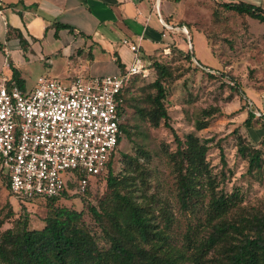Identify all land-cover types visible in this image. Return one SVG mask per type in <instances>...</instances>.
<instances>
[{
  "label": "rangeland",
  "instance_id": "1",
  "mask_svg": "<svg viewBox=\"0 0 264 264\" xmlns=\"http://www.w3.org/2000/svg\"><path fill=\"white\" fill-rule=\"evenodd\" d=\"M220 1L184 0L181 15L171 23L172 34L179 38L181 47L173 40L167 42L165 50L145 59L144 73L128 79L121 113L127 132H122L110 161L111 172L121 173L125 166L121 153L138 156L143 169L138 167L132 173L137 199L147 204L152 222L169 235L171 242L186 249H190L186 242L202 243L210 230L206 189L202 188V198L194 204L183 207L176 199L175 177L167 154L174 151L177 139L183 140L187 132L206 139L205 160L215 189L231 194L233 204L226 218L238 222L251 213L264 212V23L225 9ZM257 4L264 8V0ZM153 61L163 66L160 101L170 126L162 121L152 125L136 111L149 104L148 95L154 92L152 81L157 73ZM250 108L260 115L254 113L246 125L243 120ZM196 120L203 126L196 128ZM253 149L258 152L259 166L248 164L246 153ZM104 191L102 180L92 178L81 197H39L21 205L9 193L0 172V231L23 215L28 228L40 227L50 205H65L83 209V221L99 235L97 240L103 245L86 204H96ZM166 216L169 222L164 226ZM203 247L209 249L207 257H216L221 249L219 245Z\"/></svg>",
  "mask_w": 264,
  "mask_h": 264
},
{
  "label": "trees",
  "instance_id": "2",
  "mask_svg": "<svg viewBox=\"0 0 264 264\" xmlns=\"http://www.w3.org/2000/svg\"><path fill=\"white\" fill-rule=\"evenodd\" d=\"M220 5L264 23V8L258 4L243 0H221ZM144 61L142 66L146 69ZM118 65L120 69L123 67L119 63ZM153 67L157 73L152 81L154 92L148 95L149 104L137 107L136 111L152 125L162 121L170 126L165 121L167 114L160 101L163 96L160 82L163 66L153 61ZM142 73L144 72L140 71L130 77ZM13 74L14 82L19 85L14 71ZM127 86L128 82L120 93L122 110ZM253 115L254 110L250 108L243 122L248 125ZM202 126L203 123L199 120L195 121L196 128ZM119 128L116 148L108 159L105 172L94 177L95 180H102L105 191L96 200V204H86L87 211L99 228L103 245L97 240L99 235L96 236L83 221L82 208L50 205L40 227L28 228L27 218L23 215L0 231V264H183L185 260H191V264H264V212L251 213L250 217H244L238 222L226 218L233 200L231 194L217 192L215 189L214 179L211 178L205 160L208 147L206 139L187 132L183 140L177 139L174 151L167 154L175 177L179 205L185 207L198 202L202 198V188L208 193L206 218L210 221V230L202 243L186 242V247L190 248L186 249L171 242L169 235L152 222L147 204L137 199L135 191L138 188L132 187L135 183L132 173L142 167L138 156L121 153L125 164L122 172H111L110 161L117 151L122 132H127L121 121ZM240 149L243 152L244 147ZM139 151L144 153L143 148H139ZM246 154L249 165H260L256 149L249 150ZM141 173L139 172V176ZM2 176L7 186L6 176ZM90 180L82 192H77L74 190V179H70L67 187L58 195L43 199L54 200L68 195L81 197ZM20 202L23 205L24 202ZM168 222L169 218L166 216L164 226ZM204 245H219L221 249L216 257H207L205 253L209 249Z\"/></svg>",
  "mask_w": 264,
  "mask_h": 264
},
{
  "label": "built area",
  "instance_id": "3",
  "mask_svg": "<svg viewBox=\"0 0 264 264\" xmlns=\"http://www.w3.org/2000/svg\"><path fill=\"white\" fill-rule=\"evenodd\" d=\"M121 43L133 58L116 73L77 74L67 82L39 75L29 90L0 75V172L15 199L58 195L70 179L82 192L105 172L120 134L121 89L145 70L137 44L125 37Z\"/></svg>",
  "mask_w": 264,
  "mask_h": 264
},
{
  "label": "crops",
  "instance_id": "4",
  "mask_svg": "<svg viewBox=\"0 0 264 264\" xmlns=\"http://www.w3.org/2000/svg\"><path fill=\"white\" fill-rule=\"evenodd\" d=\"M183 2L0 0V75L14 79V71L26 90L39 75L67 82L77 74L116 73L118 63L125 67L133 58L123 37L137 44L142 61L172 40L181 47L171 23Z\"/></svg>",
  "mask_w": 264,
  "mask_h": 264
},
{
  "label": "bare ground",
  "instance_id": "5",
  "mask_svg": "<svg viewBox=\"0 0 264 264\" xmlns=\"http://www.w3.org/2000/svg\"><path fill=\"white\" fill-rule=\"evenodd\" d=\"M186 28H183L182 31H185Z\"/></svg>",
  "mask_w": 264,
  "mask_h": 264
}]
</instances>
